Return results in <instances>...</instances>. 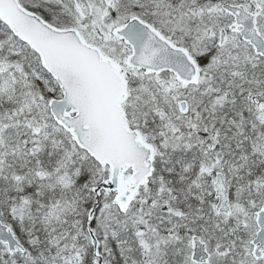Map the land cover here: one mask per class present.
<instances>
[{"label": "snow or ice", "instance_id": "6c2138e0", "mask_svg": "<svg viewBox=\"0 0 264 264\" xmlns=\"http://www.w3.org/2000/svg\"><path fill=\"white\" fill-rule=\"evenodd\" d=\"M0 264H264V0H0Z\"/></svg>", "mask_w": 264, "mask_h": 264}]
</instances>
